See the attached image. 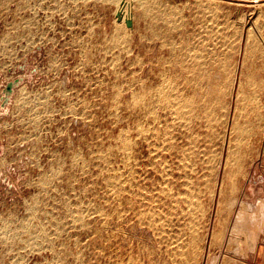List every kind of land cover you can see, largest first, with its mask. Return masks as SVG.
<instances>
[{
    "label": "rangeland",
    "instance_id": "374dc122",
    "mask_svg": "<svg viewBox=\"0 0 264 264\" xmlns=\"http://www.w3.org/2000/svg\"><path fill=\"white\" fill-rule=\"evenodd\" d=\"M164 1L0 0V264H258L264 0Z\"/></svg>",
    "mask_w": 264,
    "mask_h": 264
},
{
    "label": "bare ground",
    "instance_id": "6f19581e",
    "mask_svg": "<svg viewBox=\"0 0 264 264\" xmlns=\"http://www.w3.org/2000/svg\"><path fill=\"white\" fill-rule=\"evenodd\" d=\"M120 1H122V0H120ZM162 1L163 0H126V2L128 3V5H127V3L125 4V2H124V5H121L123 8H121V10H124V11H126V9H127V7L130 5V3H133V4H139L140 6H143V7H146V9L148 8V11H149V9H150V11L152 10L151 9V7H154V8H156L155 6L156 5H160L161 6V4H162ZM166 1V0H165ZM164 1V2H165ZM195 1V0H194ZM175 2V1H174ZM181 2V1H180ZM183 2V1H182ZM199 2V1H198ZM197 2V3H198ZM255 2H258V1H255ZM167 3H170V2H167ZM193 3H195V2H193ZM196 3V4H197ZM166 4V3H165ZM164 4V5H165ZM177 4H179V3H177ZM189 4V3H188ZM262 4V3H261ZM264 4V3H263ZM171 5H173V4H171ZM170 5V7H172ZM198 5V4H197ZM201 5H203V4H201ZM131 6V5H130ZM168 6V5H167ZM176 6H178L179 7V5H176ZM184 6V5H183ZM195 6V5H194ZM258 6H259V4H258ZM261 6V5H260ZM138 7V6H137ZM175 7V6H174ZM173 7V8H174ZM199 7V6H198ZM169 8V7H168ZM173 8H171L172 10H173ZM183 8V7H182ZM186 8V7H185ZM188 8V7H187ZM190 8V7H189ZM196 8V7H195ZM139 9V8H138ZM157 9V8H156ZM166 9V8H165ZM198 9V8H197ZM143 10H145V9H143ZM154 10V9H153ZM158 10H161V9H158ZM171 10V11H172ZM182 10V9H181ZM192 10V9H191ZM162 11V10H161ZM163 11H164V9H163ZM162 11V12H163ZM169 11V10H168ZM174 11H176V9L174 10ZM183 11V10H182ZM190 11V10H189ZM199 11V10H198ZM201 11V10H200ZM120 12V11H119ZM146 12V11H145ZM167 12V11H166ZM179 12V11H178ZM147 13V12H146ZM155 13V12H154ZM172 13H174V12H172ZM179 13H181V11L179 12ZM200 13V12H199ZM202 13V12H201ZM160 14V13H159ZM162 14V13H161ZM177 11H176V16H177ZM164 16H165V14H163ZM174 15V14H173ZM172 15V16H173ZM192 15V14H191ZM196 15L198 16V14H197V12H196ZM201 15V14H200ZM156 16V15H155ZM162 16V15H161ZM169 16H171V14H169L168 15V17ZM171 16V17H172ZM195 16V15H194ZM170 17V18H171ZM166 18H167V16H166ZM180 18H181V16H180ZM151 19V18H150ZM156 19V18H155ZM159 20H160V18H158ZM164 19H165V17H164ZM174 19H176L175 17H174ZM173 18H172V20L173 21H175ZM186 19V18H185ZM187 20V19H186ZM156 20H154V22H155ZM165 21V20H164ZM170 21V20H169ZM177 21H179L178 20V18H177ZM182 22H183V20H181ZM254 21V20H253ZM255 21H256V19H255ZM157 23V22H156ZM155 23V24H156ZM163 23V22H162ZM178 23V22H177ZM189 23V22H188ZM187 23V24H188ZM256 23V22H255ZM254 23V24H255ZM124 26H126V24L125 23H122ZM121 24V25H122ZM148 24H150V21H149V23ZM179 24H181V23H179ZM185 24H186V22H185ZM190 24V23H189ZM252 24V23H251ZM151 25V24H150ZM182 25V24H181ZM157 26V25H156ZM162 26V25H161ZM174 26V25H173ZM127 27V26H126ZM148 27V26H147ZM175 27V26H174ZM183 27H185V26H183ZM244 27V26H243ZM121 28H124L123 26L121 27ZM158 28V27H157ZM148 30V28H145V30ZM161 29V31H162V28H160ZM164 29V28H163ZM168 31H172L171 30V28L170 27H167L166 28ZM182 29V28H181ZM249 29H250V27H249ZM248 29V30H249ZM115 30V29H114ZM121 30V29H120ZM174 30V29H173ZM123 31V30H122ZM135 31V30H134ZM154 31V30H153ZM177 31H178V29H177ZM188 31V30H187ZM164 32V31H163ZM243 32V31H242ZM154 33V32H153ZM167 33V32H166ZM182 33V32H181ZM185 33V32H184ZM159 34V33H158ZM157 34V35H158ZM186 34V33H185ZM144 35V34H143ZM153 35V34H152ZM146 36V35H145ZM160 36H161V34H160ZM174 36V35H173ZM172 36V37H173ZM176 36V35H175ZM181 36V35H180ZM188 35L186 34V37H187ZM151 37V36H150ZM157 37V36H156ZM156 37H155V39H156ZM162 37V36H161ZM160 37V38H161ZM164 37V39L163 40H161L160 42H161V44H163V46L165 45H175V44H178V43H182V42H180V40H179V42L177 41V40H175L174 38H172V39H167V37L165 38V36H163ZM181 37H183V36H181ZM190 37H191V35H190ZM248 37V36H247ZM152 38H153V36H152ZM160 38H158L157 37V39H160ZM180 38V37H179ZM185 37H183V39H184ZM188 38H189V36H188ZM192 38V37H191ZM251 38V37H250ZM156 39V40H157ZM176 39H177V36H176ZM182 39V40H183ZM193 39V38H192ZM241 39V38H240ZM120 40V39H119ZM150 40H151V38H150ZM187 40V39H186ZM247 41H248V39H246ZM128 41V40H127ZM190 41H192L191 39H190ZM147 42V41H146ZM152 42H153V40H152ZM151 42V43H152ZM155 42H157V41H155ZM185 42V41H184ZM183 42V43H184ZM194 42V41H193ZM182 43V44H183ZM191 43V42H190ZM160 44V45H161ZM189 45V44H188ZM162 46V47H163ZM185 46V45H184ZM160 48V47H159ZM172 48V47H171ZM175 48V47H174ZM161 49V48H160ZM245 49H247V48H245ZM247 51H248V49H247ZM248 53V52H247ZM183 54V53H182ZM172 55V54H171ZM247 55V54H246ZM175 56V55H174ZM179 56V55H178ZM248 57V56H247ZM182 64V63H181ZM198 73V72H197ZM199 80V79H198ZM244 86V85H243ZM172 87V86H171ZM195 87H196V85H195ZM160 88H162V87H160ZM173 88V87H172ZM215 88V87H214ZM194 90V89H193ZM219 90V89H218ZM163 91V90H162ZM172 91V90H171ZM170 91V92H171ZM157 92V91H156ZM201 92V91H200ZM159 93V92H158ZM162 94V93H161ZM166 94V93H165ZM206 94V93H205ZM164 95V94H163ZM160 96H162V95H160ZM168 96V95H167ZM164 97V96H163ZM161 98V97H160ZM165 98H166V96H165ZM168 99V98H167ZM159 100V99H158ZM157 100V101H158ZM169 101H170V99H169ZM178 101V100H177ZM166 102V101H165ZM170 102H172V101H170ZM190 102V101H189ZM159 104V103H158ZM173 104V103H172ZM177 104V103H176ZM185 104V103H184ZM193 104V103H192ZM162 105V104H161ZM191 105V104H190ZM193 106V105H192ZM180 107V106H179ZM181 107H182V103H181ZM184 108V107H183ZM186 108H188V107H185V109ZM184 109V110H185ZM189 112V111H188ZM188 114V113H187ZM183 115V114H182ZM228 160V159H227ZM251 189V188H250ZM239 201V200H238ZM252 213V214H251ZM237 225H235L234 227H233V229H232V233H233V235H234V233H238L240 230H241V227H242V225H245V224H247V226H248V236H247V240H248V242H247V244H248V247L249 248H251V249H255V247H256V244H257V241H258V238L260 237V235H261V233L262 234H264V199H262V200H260L259 201V203H258V206L255 208V206H253L252 204H249L248 205V207H247V210H243V211H241L240 213H239V215H238V219H237V223H236Z\"/></svg>",
    "mask_w": 264,
    "mask_h": 264
},
{
    "label": "crops",
    "instance_id": "0c3cea01",
    "mask_svg": "<svg viewBox=\"0 0 264 264\" xmlns=\"http://www.w3.org/2000/svg\"><path fill=\"white\" fill-rule=\"evenodd\" d=\"M256 259L258 260V264H264V243H262L261 247H258L256 251Z\"/></svg>",
    "mask_w": 264,
    "mask_h": 264
},
{
    "label": "water",
    "instance_id": "95a60500",
    "mask_svg": "<svg viewBox=\"0 0 264 264\" xmlns=\"http://www.w3.org/2000/svg\"><path fill=\"white\" fill-rule=\"evenodd\" d=\"M7 90L9 92H12L13 91V84L8 85Z\"/></svg>",
    "mask_w": 264,
    "mask_h": 264
}]
</instances>
